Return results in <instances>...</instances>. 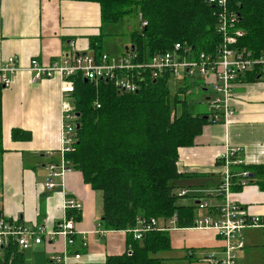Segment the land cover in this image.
<instances>
[{"label":"crops","instance_id":"1","mask_svg":"<svg viewBox=\"0 0 264 264\" xmlns=\"http://www.w3.org/2000/svg\"><path fill=\"white\" fill-rule=\"evenodd\" d=\"M134 23L121 29L119 22H102L101 6L94 1L0 0V66L15 56L22 68L1 92L0 219L53 229L63 216L64 195L79 199L83 206L77 214L76 228L84 233L78 234L77 247L83 253V264H103L108 256L125 253L131 247V238L126 230L95 232L103 229V191L86 182L79 169L66 171L63 182L58 179L54 188L46 186L47 165L60 159L61 82L57 77L34 82L27 67L32 59L46 64L60 62L72 52V43L80 52L123 54L128 46L124 33L131 42ZM231 103L236 111L228 122H206L193 145L179 148V170L195 174L182 180V186L190 190L180 199L182 204L195 205L207 197L209 203L222 202L223 197L214 191L222 180L224 167L219 154L226 146L241 147L239 156L245 165L264 164V78H238ZM14 128L29 131L32 137L16 140L12 136ZM215 180L217 187L209 190L208 184ZM236 187L234 199L248 213L264 217V188L258 181ZM261 232L264 229L244 230L246 245L239 264H264ZM169 234L171 248L154 254L162 264H185L197 259L212 264L210 254L222 255L224 240L214 230L185 227L170 230ZM83 239L88 242L84 248ZM63 248L62 239L33 245L23 251L24 264L41 259L42 264H52L53 252Z\"/></svg>","mask_w":264,"mask_h":264},{"label":"trees","instance_id":"2","mask_svg":"<svg viewBox=\"0 0 264 264\" xmlns=\"http://www.w3.org/2000/svg\"><path fill=\"white\" fill-rule=\"evenodd\" d=\"M80 1L98 2L104 23L114 24L136 15L139 25L134 26L130 38L142 58L167 51L176 42L188 43L196 54H214L224 39L220 31L221 8L208 0ZM227 4L238 16L230 33L235 29L244 33L237 37L235 46L254 54L264 53V0H228ZM143 21L147 25H142ZM92 46L96 48L95 40ZM245 75L248 79L259 78L254 72L242 76ZM73 78L80 126L65 159L68 168L79 169L86 182L103 191V229L128 230L136 226L137 217L166 221L175 213L179 226H191L196 205L180 203L182 196L178 190L186 188L180 182L183 178L195 174L179 170V148L193 145L204 124L214 122L207 111L198 110L187 99L194 88L207 90V86L199 78L182 77V84L172 93L170 83L176 77L164 76L149 80L137 92L119 93L110 81L93 84L86 82L81 73ZM2 89L0 82V153ZM12 136L28 140L32 134L14 128ZM242 168L250 170V182L258 181L264 188V164ZM77 214L75 210L69 211L76 219ZM129 236L130 249L108 256L103 264H162V259L154 254L171 248L168 230H149L141 239L130 232ZM24 261L23 251L11 244L0 264H24Z\"/></svg>","mask_w":264,"mask_h":264},{"label":"built area","instance_id":"3","mask_svg":"<svg viewBox=\"0 0 264 264\" xmlns=\"http://www.w3.org/2000/svg\"><path fill=\"white\" fill-rule=\"evenodd\" d=\"M208 2L221 8L220 31L224 39L214 54L204 52L196 54L188 43L176 42L167 51L157 52L151 57L142 58L136 50L129 48L123 54L113 55L109 52L99 54L77 51L72 43V52L60 62L51 64L41 63L32 59L27 70L32 73V80L59 78L61 82V112H62V139L59 149L60 159L47 165L49 172L46 186L54 188L58 179L62 180L67 167L65 154L71 151L76 140L77 114L74 105L75 81L74 76L81 73L84 80L97 84L99 81H110L119 93L137 92L149 80L167 76L169 78L189 77L199 78L213 92L207 97L208 114L214 122H228L235 114L231 100L233 87L238 78L249 72L259 74L264 78V53L254 54L250 50L238 49L235 44L237 37L244 33L241 29L230 30L235 27L237 14L228 7V0H208ZM147 22L143 21L142 25ZM15 56L9 57L0 66V82L9 86L13 77L21 70ZM99 106V104H98ZM242 148L229 147L219 154L224 172L222 180L214 193L223 197L220 203H209L200 200L195 204L196 215L189 228L210 229L216 231L224 240L222 255L210 254L208 259L212 264H239L241 250L246 245L244 230L246 228L264 229V217L248 213L246 208L233 197L235 186L244 187L250 184L251 172L243 169L245 165L240 158ZM53 154L54 152H50ZM239 166V171L234 168ZM190 192L187 188L178 190L179 196H186ZM83 203L68 195L62 201L63 216L53 229H48L42 224L26 225L22 222H13L0 219V260L6 248L15 244L24 251L33 245L62 239L64 248L56 250L51 256L52 264H83V253L77 243L78 234L84 232L76 228V218L69 215L70 210L78 213L82 210ZM207 210V213H200ZM185 228L178 225V214L175 213L166 221L156 217L145 219L137 217L134 228L126 231L133 234L134 238L141 239L149 230H174ZM105 234L107 230L95 231ZM88 245L87 240L81 241V247Z\"/></svg>","mask_w":264,"mask_h":264},{"label":"rangeland","instance_id":"4","mask_svg":"<svg viewBox=\"0 0 264 264\" xmlns=\"http://www.w3.org/2000/svg\"><path fill=\"white\" fill-rule=\"evenodd\" d=\"M131 21H134L135 22L133 25H135V26H138L139 25V18L136 15L132 14L131 16H127L123 20H121L119 22V25H117V26H119V28L121 27V29H122V27L125 28V26L128 23H131ZM120 35H123V32H121ZM123 39H125L127 41L128 46H132V44L129 41L126 33H124ZM181 78L182 77L180 76V77H178L176 79H171L170 87L172 89V93L175 92V90L178 88L179 84H182L183 81H182ZM212 92H213V89H212L211 86H208L207 87V90H204L203 88L202 89L200 88V90H197V88H194L191 92H189V94H187V99L190 100V101H192V102H194L197 105V109L198 110H200V111H207L208 110V100H207V97H208V95H211ZM183 96H186V95H183ZM180 182H182V181H180ZM208 185H210V187L208 189L209 190L212 189L214 191L215 186L217 185V182L215 180V181H213L212 183H210ZM207 187H205V188H207ZM207 194H209V192L205 193V195H207ZM207 199H208V197L205 200H207ZM201 212H202V210H201ZM261 233L264 235L263 232H261ZM189 263H191V264H209L208 262H204L203 260H200V259L192 260V261L187 260L185 264H189ZM27 264H33V263H29L28 262ZM34 264H42V259L40 261L39 260H36L34 262Z\"/></svg>","mask_w":264,"mask_h":264},{"label":"water","instance_id":"5","mask_svg":"<svg viewBox=\"0 0 264 264\" xmlns=\"http://www.w3.org/2000/svg\"><path fill=\"white\" fill-rule=\"evenodd\" d=\"M129 48H131L132 50H134V49H135V46H134V45H132V46H130V47H129V46H126V49H127V50H128ZM84 53H85V52H84ZM85 81H86V82H89L88 79H85ZM3 86H5V85H3ZM76 114L79 115V113H76ZM79 126H80V124L77 123V128H78Z\"/></svg>","mask_w":264,"mask_h":264}]
</instances>
